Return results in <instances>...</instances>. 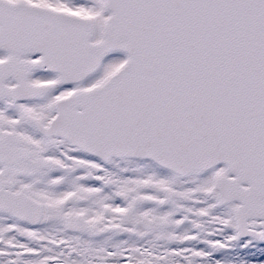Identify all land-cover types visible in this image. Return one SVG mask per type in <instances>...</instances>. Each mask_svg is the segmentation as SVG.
<instances>
[{
	"label": "snow or ice",
	"instance_id": "obj_1",
	"mask_svg": "<svg viewBox=\"0 0 264 264\" xmlns=\"http://www.w3.org/2000/svg\"><path fill=\"white\" fill-rule=\"evenodd\" d=\"M0 264H264V0H0Z\"/></svg>",
	"mask_w": 264,
	"mask_h": 264
}]
</instances>
